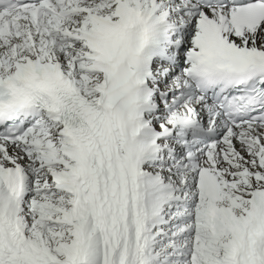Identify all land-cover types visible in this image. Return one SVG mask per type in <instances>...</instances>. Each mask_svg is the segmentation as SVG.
I'll use <instances>...</instances> for the list:
<instances>
[{"label": "snow or ice", "instance_id": "obj_1", "mask_svg": "<svg viewBox=\"0 0 264 264\" xmlns=\"http://www.w3.org/2000/svg\"><path fill=\"white\" fill-rule=\"evenodd\" d=\"M0 264H264V0H0Z\"/></svg>", "mask_w": 264, "mask_h": 264}]
</instances>
